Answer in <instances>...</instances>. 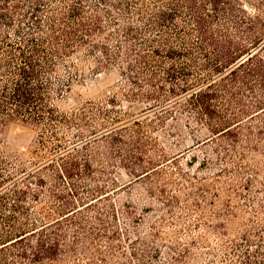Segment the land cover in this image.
<instances>
[{
	"label": "trees",
	"instance_id": "obj_1",
	"mask_svg": "<svg viewBox=\"0 0 264 264\" xmlns=\"http://www.w3.org/2000/svg\"><path fill=\"white\" fill-rule=\"evenodd\" d=\"M88 60L117 67L127 99L150 104L144 112L164 118L172 112L166 103L184 98L179 106L220 141L219 159L233 158L244 142L264 151V0H0V128L39 127L33 151L50 148L58 158L26 168L0 149V264L107 263L96 245L98 261L75 258L91 252L90 240H115L116 229L106 235L115 207L100 206L104 185L70 181L92 179L90 159L76 150L90 140L65 145L59 129L90 125L110 110L90 103L65 115L51 103ZM142 127L134 119L109 137ZM260 257L245 264H264Z\"/></svg>",
	"mask_w": 264,
	"mask_h": 264
},
{
	"label": "rangeland",
	"instance_id": "obj_2",
	"mask_svg": "<svg viewBox=\"0 0 264 264\" xmlns=\"http://www.w3.org/2000/svg\"><path fill=\"white\" fill-rule=\"evenodd\" d=\"M78 65L81 76L61 95H52L51 103L65 115L90 103L110 110L109 116L99 115L90 125L59 130L65 145L89 138L90 143L76 150L79 159H90L92 179L84 175L70 181L104 185L108 199L100 206L115 207L106 235L111 229L118 235L112 241L105 235L90 240L91 252L75 258L82 263L88 256L98 261L100 256L92 248L96 245L106 255V264L260 260L264 253V151L252 152L244 142L233 158L219 159L220 141L209 140L211 134L195 121L193 111L179 106L184 98L168 101L172 112L160 118L158 111L144 112L149 103L127 99L129 83L117 67L96 68L90 60ZM117 114L120 117L112 121ZM134 119L143 122L138 135L125 131L120 138L109 137L120 127L132 126ZM112 127L116 128L110 132ZM40 133L32 124L8 123L0 128V149L26 168L58 159L51 156L50 148L33 151ZM242 151L244 156L238 153ZM92 225L99 227L96 222Z\"/></svg>",
	"mask_w": 264,
	"mask_h": 264
}]
</instances>
